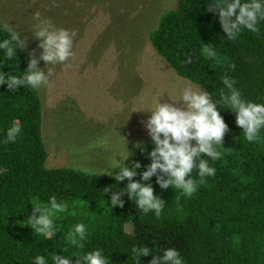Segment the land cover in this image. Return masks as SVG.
Listing matches in <instances>:
<instances>
[{
  "label": "trees",
  "instance_id": "trees-1",
  "mask_svg": "<svg viewBox=\"0 0 264 264\" xmlns=\"http://www.w3.org/2000/svg\"><path fill=\"white\" fill-rule=\"evenodd\" d=\"M42 1L49 6L53 24L68 22L72 28L71 22L84 16L83 4L77 0ZM207 3L178 0L175 8L164 11L150 31L153 47L180 76L205 87L214 100L223 88L222 77L228 75L244 99L264 102V21L259 22V33L245 29L229 41L218 13L206 10ZM29 55L24 48L17 49L16 58L5 61L3 71H22ZM15 59L14 66L9 64ZM217 107L227 130L221 156L209 160L215 175L198 183L191 196L171 186L160 188L153 175L154 192L165 201L157 218L151 211L142 213L126 193L120 197L122 206L112 208L107 202L126 186L127 178L119 188L116 185L103 194L105 186L116 184L111 176L68 166L47 167L39 89L21 85L11 90L0 85V140L13 121L21 125L15 142L0 143V264H32L30 257L36 254L51 264V255L62 248H67L65 255L100 248L109 264H132L128 253L134 244H144L154 254L175 247L184 264H264V129L258 141L248 142L235 122L236 113ZM153 146H141L144 151L138 147L126 165L138 160L141 170L146 169L147 152ZM191 175L196 179L195 169ZM133 179H140V170ZM52 195L65 211L54 218L58 230L51 238L17 223L27 222L31 201L46 203ZM77 222L86 226L83 249L64 237ZM151 258V253L141 257V264Z\"/></svg>",
  "mask_w": 264,
  "mask_h": 264
},
{
  "label": "rangeland",
  "instance_id": "rangeland-1",
  "mask_svg": "<svg viewBox=\"0 0 264 264\" xmlns=\"http://www.w3.org/2000/svg\"><path fill=\"white\" fill-rule=\"evenodd\" d=\"M77 1L84 16L71 22L72 28L68 22L54 24L75 33L72 55L63 63L38 60V67L52 72L39 88L46 166L100 173L126 147L125 164L136 142L153 143L144 126L151 113L142 109L158 100L173 102L169 97L177 98L186 83L207 90L180 76L150 41L161 14L178 0ZM35 13L49 19V6L42 0H0V20L15 28L25 40L23 48L39 58Z\"/></svg>",
  "mask_w": 264,
  "mask_h": 264
},
{
  "label": "clouds",
  "instance_id": "clouds-1",
  "mask_svg": "<svg viewBox=\"0 0 264 264\" xmlns=\"http://www.w3.org/2000/svg\"><path fill=\"white\" fill-rule=\"evenodd\" d=\"M206 10L218 13L220 26L229 41L237 38L242 30L259 33V22L264 21V0H208ZM33 34L39 39L42 49L39 58L29 55L27 66L21 71L6 74L2 66L5 61H12L17 56V49L25 46V40L19 32L8 23L0 22V85L15 90L23 85L30 90H38L47 85L52 75L51 69L47 71L38 67V60L45 64L65 62L72 55L74 32L65 28H58L49 19L40 18L39 13L34 14ZM11 65L16 64L9 63ZM234 65H229L233 68ZM234 79L228 75L222 77L223 88L218 93V99H213L209 92L199 86L186 83L179 91L177 98L169 97L173 102H156L147 110L151 114L144 123L154 146L148 150L150 163L146 169L141 170V164L131 162V167L124 163L130 155L127 147L126 153L117 154L112 158L107 168L100 172L111 176L115 185L104 187L103 194L111 187L119 188V182L127 178V184L119 191L113 192L107 202L114 208L122 206L124 201L121 195L126 193L130 200L142 213L153 212L159 218L165 201L154 192L150 178L156 176V183L160 188L178 189L185 196H191L198 183H204L206 177L215 175V168L210 166L209 160L215 161L221 156L219 150L223 144V137L227 130L218 105L236 113L235 122L242 128L243 139L248 142L259 140L261 129H264V102L246 100L240 91L234 87ZM178 102V103H175ZM21 132V125L13 121L5 130L4 138L0 143L15 142ZM134 147H141L136 142ZM145 149L141 147V151ZM207 157L209 159H204ZM122 162V163H121ZM111 169H118L113 172ZM196 170V179L191 175ZM140 170V179H133ZM32 212L25 219L19 220L20 226H29L35 234L44 238H51L58 230L54 227V218L58 213L65 211L62 202H58L55 195L49 196L47 202H30ZM38 213V215H37ZM65 239L76 249H83L86 240V226L77 222L69 227L64 234ZM55 252L51 255V264H109L108 258L100 248L87 251H73L68 255ZM148 264H184L178 249L166 247L154 254L145 246L133 245L130 249L132 264H141V257L148 256ZM73 257L76 259L73 261ZM32 264H48L44 255L36 254L30 257Z\"/></svg>",
  "mask_w": 264,
  "mask_h": 264
}]
</instances>
